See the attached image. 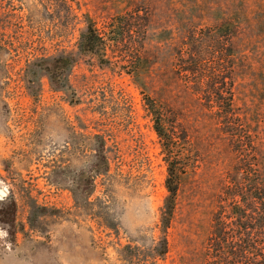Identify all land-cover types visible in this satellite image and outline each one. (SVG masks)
I'll return each mask as SVG.
<instances>
[{
	"label": "rangeland",
	"instance_id": "1",
	"mask_svg": "<svg viewBox=\"0 0 264 264\" xmlns=\"http://www.w3.org/2000/svg\"><path fill=\"white\" fill-rule=\"evenodd\" d=\"M89 24L110 64L79 53ZM61 54L76 60L66 89L41 69ZM211 84L231 88L233 116ZM149 99L192 163L164 258L168 165ZM230 174L264 190V0H0V264H208Z\"/></svg>",
	"mask_w": 264,
	"mask_h": 264
},
{
	"label": "trees",
	"instance_id": "2",
	"mask_svg": "<svg viewBox=\"0 0 264 264\" xmlns=\"http://www.w3.org/2000/svg\"><path fill=\"white\" fill-rule=\"evenodd\" d=\"M108 46V39L92 24H89L86 31L81 34L78 49L81 55L99 56L101 65H107L111 63V59L105 57ZM191 61L193 67H199L194 59ZM75 63L74 56L61 54L53 59L43 60L41 69L49 75L55 88L66 89L67 76ZM214 84H211L213 86L211 92L209 90L205 94L207 99L209 101H212L213 97L219 99L223 104L220 109L222 113L225 116H233L234 94L231 88L221 91L216 89ZM223 85L226 84L223 82ZM148 108L154 119V129L162 143L168 165L166 179L168 196L161 214L162 239L155 248L156 255L164 258L168 253L167 233L174 216L180 180L187 169L192 167V163H183L185 148L181 146L188 145L186 132L175 122L172 123L171 129L167 130L165 128L166 115L151 99H149ZM98 153L104 161L102 167L107 172L108 165L103 142L100 143ZM231 177V174L228 175L230 181L224 184L218 195L217 209L208 238L207 263L264 264V190L257 184H251L249 188H246L239 179ZM89 182L93 186L91 176ZM250 200L259 204L260 209L253 208Z\"/></svg>",
	"mask_w": 264,
	"mask_h": 264
}]
</instances>
